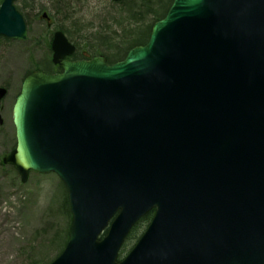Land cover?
Here are the masks:
<instances>
[{
    "label": "water",
    "instance_id": "1",
    "mask_svg": "<svg viewBox=\"0 0 264 264\" xmlns=\"http://www.w3.org/2000/svg\"><path fill=\"white\" fill-rule=\"evenodd\" d=\"M15 1L0 36L26 40ZM52 49L63 71L25 77L3 158L67 188L69 238L48 264H264V0H173L113 64L67 59L61 30Z\"/></svg>",
    "mask_w": 264,
    "mask_h": 264
},
{
    "label": "rangeland",
    "instance_id": "2",
    "mask_svg": "<svg viewBox=\"0 0 264 264\" xmlns=\"http://www.w3.org/2000/svg\"><path fill=\"white\" fill-rule=\"evenodd\" d=\"M67 2L72 6L71 11L64 9ZM112 2L17 0L16 5L28 25V37L26 40L0 37V87L8 89L0 104L3 118L0 124V264H33L51 260L57 249L50 240L68 226L67 216L58 210L57 196L63 200L65 192L57 174L32 170L28 180L22 182L15 166L3 162V157L16 146L12 111L22 81L35 68L52 67L47 62L50 50L48 53L45 48L50 30L63 26L78 39L80 35L100 29L102 16H107L111 25L117 14ZM43 12L48 13L52 25L48 26L43 20ZM77 45V49L83 48L82 44ZM147 224L148 220L141 222L137 233L140 234Z\"/></svg>",
    "mask_w": 264,
    "mask_h": 264
},
{
    "label": "trees",
    "instance_id": "3",
    "mask_svg": "<svg viewBox=\"0 0 264 264\" xmlns=\"http://www.w3.org/2000/svg\"><path fill=\"white\" fill-rule=\"evenodd\" d=\"M172 0H119L113 1L112 5L114 9H117V14L112 18L113 23L109 25V18L102 16L101 28L95 31H91L86 35L78 36V39L72 32H69L65 28L63 29L70 40L75 44H82L83 48L78 49L75 58L89 59L100 53H104L107 56L109 62H115L116 60L123 59L130 48L144 44L148 41L153 23L162 18L167 12ZM121 8V10H118ZM64 9L71 11L72 6L69 2L64 5ZM75 37V38H74ZM78 47V45H77ZM85 51V52H84ZM63 200L57 196L59 204L58 210H62L68 219V226L59 231L50 240L51 244L57 249V254L61 252L68 239V227L71 222V212L68 203L66 190L64 191ZM145 219H149V216ZM139 225H137L134 231L131 233L127 244L124 249L128 247V243H131L134 239H137L139 233H137ZM124 251V250H123ZM55 255V256H56ZM48 261L37 262L33 264H47Z\"/></svg>",
    "mask_w": 264,
    "mask_h": 264
},
{
    "label": "flooded vegetation",
    "instance_id": "4",
    "mask_svg": "<svg viewBox=\"0 0 264 264\" xmlns=\"http://www.w3.org/2000/svg\"><path fill=\"white\" fill-rule=\"evenodd\" d=\"M43 20L47 23L48 26L52 25L51 20H49V16H48V18L43 19ZM46 38H47V42L45 43V48H47L48 53H49V33H47ZM49 59H50V63L52 64V68H49V66L48 67H40V68H35L32 71L37 70V69H41V70H43L45 72H48V73L61 72L62 69L59 67V65L53 63L52 57L49 58V54H48V56H47V62H48V64H49ZM31 72H29V73H31Z\"/></svg>",
    "mask_w": 264,
    "mask_h": 264
},
{
    "label": "bare ground",
    "instance_id": "5",
    "mask_svg": "<svg viewBox=\"0 0 264 264\" xmlns=\"http://www.w3.org/2000/svg\"><path fill=\"white\" fill-rule=\"evenodd\" d=\"M154 25V24H153ZM153 27V26H152ZM151 32H152V30H151ZM148 41H149V39H148ZM147 41V42H148ZM146 42V43H147ZM146 43H144V44H146ZM144 44H139V45H144ZM129 52V51H128ZM105 55V54H104ZM106 56V55H105ZM106 58H107V56H106ZM122 59H120V60H116L115 62H118V61H121ZM107 61H108V59H107ZM115 62H110V63H115ZM63 189H64V191L66 190V193H67V198H68V192H67V188H66V186H65V184L63 183ZM65 187V188H64ZM68 203H69V200H68ZM69 207H70V204H69ZM70 212H71V209H70ZM151 222V220L149 221V223ZM149 223H148V225H149ZM147 225V226H148ZM147 226L145 227V229L147 228ZM145 229L138 235V237H137V239H134L135 240V242L133 243V241L131 242V243H133V244H136V242L138 241V239L141 237V235L143 234V232L145 231ZM134 231V229H132L131 231H130V233L128 234V236H127V238L125 239V242H124V244H123V246L121 247V249H120V252H119V255H118V258L120 259L121 257H122V255H123V252L125 251V249H124V247H125V243L126 242H128V239H129V237H130V235H131V233ZM105 234V232L100 236V238L103 236ZM124 250V251H123Z\"/></svg>",
    "mask_w": 264,
    "mask_h": 264
}]
</instances>
